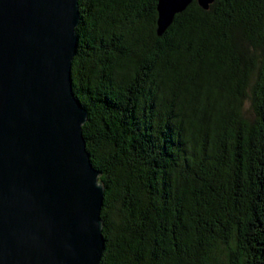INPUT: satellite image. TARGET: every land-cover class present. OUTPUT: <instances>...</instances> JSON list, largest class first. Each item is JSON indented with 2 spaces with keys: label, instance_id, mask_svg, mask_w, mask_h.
I'll list each match as a JSON object with an SVG mask.
<instances>
[{
  "label": "trees",
  "instance_id": "obj_1",
  "mask_svg": "<svg viewBox=\"0 0 264 264\" xmlns=\"http://www.w3.org/2000/svg\"><path fill=\"white\" fill-rule=\"evenodd\" d=\"M156 2L78 0L99 264H264V0H193L161 36Z\"/></svg>",
  "mask_w": 264,
  "mask_h": 264
},
{
  "label": "water",
  "instance_id": "obj_2",
  "mask_svg": "<svg viewBox=\"0 0 264 264\" xmlns=\"http://www.w3.org/2000/svg\"><path fill=\"white\" fill-rule=\"evenodd\" d=\"M192 1L157 0L156 34ZM79 19L78 0H0V264H99L104 251L71 77Z\"/></svg>",
  "mask_w": 264,
  "mask_h": 264
},
{
  "label": "rangeland",
  "instance_id": "obj_3",
  "mask_svg": "<svg viewBox=\"0 0 264 264\" xmlns=\"http://www.w3.org/2000/svg\"><path fill=\"white\" fill-rule=\"evenodd\" d=\"M255 78H256V76L254 75V78L253 79H255ZM245 108H246V111H245L246 115L248 117H251L253 115V111L251 109V100L250 99H248L247 101H245Z\"/></svg>",
  "mask_w": 264,
  "mask_h": 264
}]
</instances>
